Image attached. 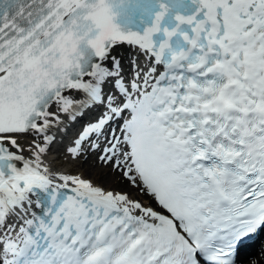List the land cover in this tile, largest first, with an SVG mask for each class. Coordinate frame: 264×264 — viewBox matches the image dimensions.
<instances>
[{
  "label": "snow or ice",
  "instance_id": "snow-or-ice-1",
  "mask_svg": "<svg viewBox=\"0 0 264 264\" xmlns=\"http://www.w3.org/2000/svg\"><path fill=\"white\" fill-rule=\"evenodd\" d=\"M260 233L264 0H0V264H245Z\"/></svg>",
  "mask_w": 264,
  "mask_h": 264
},
{
  "label": "bare ground",
  "instance_id": "bare-ground-1",
  "mask_svg": "<svg viewBox=\"0 0 264 264\" xmlns=\"http://www.w3.org/2000/svg\"><path fill=\"white\" fill-rule=\"evenodd\" d=\"M255 258L249 262V264H256V262L264 261V238H262L257 244Z\"/></svg>",
  "mask_w": 264,
  "mask_h": 264
}]
</instances>
